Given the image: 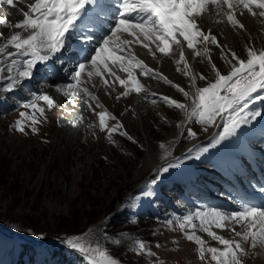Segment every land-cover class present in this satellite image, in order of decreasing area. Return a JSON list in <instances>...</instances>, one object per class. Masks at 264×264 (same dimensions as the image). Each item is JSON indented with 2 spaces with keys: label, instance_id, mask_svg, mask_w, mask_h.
<instances>
[{
  "label": "rangeland",
  "instance_id": "rangeland-1",
  "mask_svg": "<svg viewBox=\"0 0 264 264\" xmlns=\"http://www.w3.org/2000/svg\"><path fill=\"white\" fill-rule=\"evenodd\" d=\"M6 11L9 10L0 9V20L8 22L7 25L0 23V30L4 31L0 44L20 31L14 28L18 22L12 24ZM237 19L244 25L243 30L232 28L226 18L219 23L203 18L199 23L205 33L212 29L226 51L235 52L246 60L249 46L264 50V20L251 16L246 10L238 14ZM248 24L256 29L247 30ZM132 48L147 67L164 76L170 84L139 76L137 70L134 74L145 92L130 93L120 99L116 97L124 89L118 81L114 83L115 90L100 86L98 77L94 78L97 87L86 85L103 105V110L116 118L107 123L114 125L118 121L122 125L112 134L111 142L107 133L99 130L96 115L82 104V92L73 106L63 95L48 91L41 82L32 88L20 87L17 93L0 89V264H13L16 247L24 242L37 248L36 258L40 260L46 256V251L60 244L70 249L64 241L75 237H81L86 245H99L121 264H209V254L206 253L204 260L197 257L198 246L187 241L186 234L190 233L181 232L178 222L189 213L209 208L236 209L238 199L233 198V192L227 187L231 182L227 176L235 175L231 169L240 166L235 157L239 148L242 150L246 146L244 140L248 138H242L243 133L254 134L261 117L241 125L235 136L221 141L216 148L199 153L198 149L208 147L213 137L223 131L228 114L205 128L187 119L183 111H174L159 100L153 104L150 98L153 93L156 97L164 94L189 105L190 110L191 99L186 100L183 93L171 85L192 94L195 92L193 76L196 87L214 81L215 74L208 58L194 59L185 45L186 61L190 65L186 77L184 64L175 63V59H179L178 48L174 59L161 57L158 52L155 56L149 55L139 45ZM210 48L212 64L222 74H228L230 56L225 60L220 49ZM113 70L121 78H127L118 65ZM200 74L206 76L207 81L199 80ZM108 79L110 83L115 80L114 77ZM32 93L49 95L55 106L48 110L41 102L46 109V119L35 113L40 120L35 134L26 120L25 130L15 131L13 125L22 119L20 112L33 115L32 111L20 106L32 99ZM90 103L95 108V102ZM255 107L264 112V104L257 102ZM99 111L101 109L96 108V112ZM89 124H93V128L89 129ZM189 128L196 133L195 139L187 138ZM161 144L165 149L159 147ZM226 144L233 147L223 153L220 150ZM189 149H192L191 154ZM169 162H180V167L169 169L159 182H154L157 170ZM121 211L120 219L110 224V217ZM194 222L197 224L195 234L205 241V247H221L199 230L198 221ZM212 230L226 239H235L229 229ZM236 231H240L239 226ZM114 240L121 243L113 244ZM135 241L147 243L153 255H139ZM250 245L251 240L243 242L247 253L242 258L243 264H264V248L258 246L255 250ZM23 260V264H30L27 256Z\"/></svg>",
  "mask_w": 264,
  "mask_h": 264
},
{
  "label": "snow or ice",
  "instance_id": "snow-or-ice-1",
  "mask_svg": "<svg viewBox=\"0 0 264 264\" xmlns=\"http://www.w3.org/2000/svg\"><path fill=\"white\" fill-rule=\"evenodd\" d=\"M0 3L12 5L13 0H0ZM27 8L21 13L22 21L14 25L20 31L14 32L0 44V81H3L0 89L5 92L18 90L25 81L34 77L38 66L47 65L58 54L71 49L78 53L79 58L71 72L65 69L69 82L56 84L55 92L63 95L73 106L82 92V104L96 115L99 130L107 133L110 142L112 134L118 132L122 125L118 121L114 125L107 123L116 118L103 110V105L86 85L97 87L94 78L98 77L100 86L115 90L114 83L118 81L124 89L116 97L120 99L130 93L140 95L145 91L134 74L137 70L139 76L160 79L170 84L164 76L154 73L137 57L133 45L146 49L149 55L155 56L158 52L161 57L173 59L178 48L179 59H175V63L184 64L183 74L186 77L190 65L186 61L185 45L191 50L194 59L203 61L205 57L208 58L215 74L214 81L204 87H196V77L193 76L195 92L192 94L171 85L182 92L186 100L191 99L190 110L189 105L167 96L156 97L153 93L150 98L153 104L159 100L174 111H183L187 119L205 128L213 125L218 117L223 118L228 114L223 131L213 137L208 147L198 149L199 153L216 148L221 141L235 136L241 125H247L258 117L264 118V112L255 107L257 102L264 104V50L249 46L247 59H242L235 52L226 51V46L219 43L212 29L205 33L199 23L203 18L214 19L216 23L226 18L232 28L243 30L244 25L237 15H242L246 10L251 16L264 20V0H34ZM0 23L7 25L8 22ZM210 46L220 49L223 59L229 60L230 56L231 70L228 74H222L212 64ZM117 65L119 71L126 73V79L113 70ZM177 71H180L179 67ZM4 73L7 75L4 76ZM111 77L115 78L113 83L108 79ZM199 80L207 81V77L200 74ZM90 101L95 102V108ZM41 102L48 110L55 106V101L49 95L32 93V99L20 106L32 111L33 115L20 112L22 119L13 125L15 131L23 132L26 120L32 133H36V125L40 120L35 113L46 119V109L41 106ZM250 107L253 110L249 112ZM96 108L101 111L96 112ZM93 126L88 125L89 129ZM186 136L195 139L196 133L189 128ZM159 147L165 149L164 144ZM232 147L226 144L220 151L227 153ZM188 152L191 154L192 149ZM195 158L198 159L199 155ZM178 167L180 162L161 166L154 182H159L169 169ZM259 191L264 194V186H260ZM194 221L199 222L201 232L217 241L221 247H205V241L195 234L197 224ZM166 223L171 224L172 221ZM236 226H239L240 231H236ZM178 227L181 232L190 233L185 238L198 246L199 259L204 260L207 253L210 256L209 264H243L242 258L247 255L243 242L251 240L252 249L258 246L264 248V205L239 201L236 209L231 211L212 208L189 213L179 220ZM213 228L229 229L235 239H226ZM64 243L80 253L86 264H121L99 245H86L81 237L68 239ZM112 243L120 244L121 241L114 240ZM134 244L139 255H153L147 243L135 241Z\"/></svg>",
  "mask_w": 264,
  "mask_h": 264
},
{
  "label": "trees",
  "instance_id": "trees-1",
  "mask_svg": "<svg viewBox=\"0 0 264 264\" xmlns=\"http://www.w3.org/2000/svg\"><path fill=\"white\" fill-rule=\"evenodd\" d=\"M123 212H115L109 219V223H114L116 220L120 219ZM16 254L14 256V264H23L24 256H27L28 262L30 264H75L80 262L81 264H86L85 258L67 249L64 244H60L58 247L52 250L46 251V256L42 259H37L36 254L38 253L37 248L30 242H24L16 247ZM71 254L73 255L71 256Z\"/></svg>",
  "mask_w": 264,
  "mask_h": 264
},
{
  "label": "bare ground",
  "instance_id": "bare-ground-1",
  "mask_svg": "<svg viewBox=\"0 0 264 264\" xmlns=\"http://www.w3.org/2000/svg\"><path fill=\"white\" fill-rule=\"evenodd\" d=\"M7 13L5 14L7 17H8V19L10 20V22L12 23V24H15L16 22H20V21H22V16L21 15H18V13H16V10H12V9H10L9 11H6ZM0 17H1V14H0ZM1 21V20H0ZM3 24V23H2ZM262 24V23H261ZM247 27H248V29L247 30H249V31H253V30H255L256 29V27L254 26V25H252V24H248V25H246ZM5 27V26H4ZM258 29V28H257ZM15 30V29H14ZM262 30V29H261ZM5 31H6V29H5ZM257 33V32H256ZM0 34H2V37H3V35H4V31L3 30H0ZM2 37H0V40H2L1 38ZM5 42V40L3 41V43ZM2 43V44H3ZM11 51V50H10ZM13 51V50H12ZM4 74H6V73H4ZM3 74V75H4ZM51 79H52V82H54L56 79H55V76H54V74L51 72ZM150 80V79H149ZM114 81V80H113ZM147 83V82H146ZM54 86H55V84H54ZM149 87V86H148ZM43 89V88H42ZM105 89V88H104ZM145 92V91H144ZM157 93V92H156ZM164 95V94H163ZM163 95H161V96H163ZM159 97V96H158ZM262 108V107H261ZM263 109V108H262ZM261 110V109H260ZM264 110V109H263ZM250 112V111H249ZM203 127V126H202ZM255 128V127H254ZM205 129V128H204ZM259 130H261V131H263V129L262 128H260ZM254 131V130H253ZM207 156V155H206ZM205 158V157H204ZM225 164V163H224ZM223 164V165H224ZM236 165V164H235ZM226 166V165H225ZM230 167V166H229ZM232 167H234V166H232ZM227 168V167H226ZM232 170V169H231ZM188 172V171H187ZM246 186L249 188L250 187V185L249 184H247L246 183ZM262 186H264V184H262ZM259 184H257V185H255L253 188H252V190L254 191L253 192V194L252 195H250V196H248L247 198H245V199H243L242 201H253L254 199H259V198H261V192L259 191ZM258 203H264L262 200L261 201H259ZM254 205H256L255 203H254ZM212 206V205H211ZM210 209V208H209ZM240 229V228H239ZM193 245V244H192ZM260 249V248H259ZM256 250V249H255ZM252 251V250H251ZM255 252H257V251H255ZM261 256V255H260ZM253 257H254V255H253ZM264 257V256H263ZM248 259V258H247ZM264 259V258H263ZM255 263V262H254Z\"/></svg>",
  "mask_w": 264,
  "mask_h": 264
}]
</instances>
